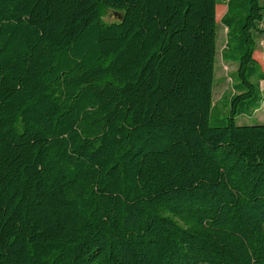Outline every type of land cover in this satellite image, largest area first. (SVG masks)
<instances>
[{
    "label": "trees",
    "instance_id": "1",
    "mask_svg": "<svg viewBox=\"0 0 264 264\" xmlns=\"http://www.w3.org/2000/svg\"><path fill=\"white\" fill-rule=\"evenodd\" d=\"M218 5L0 0V264H264V3L223 108Z\"/></svg>",
    "mask_w": 264,
    "mask_h": 264
},
{
    "label": "rangeland",
    "instance_id": "2",
    "mask_svg": "<svg viewBox=\"0 0 264 264\" xmlns=\"http://www.w3.org/2000/svg\"><path fill=\"white\" fill-rule=\"evenodd\" d=\"M219 5L217 6V22H218V55L216 58V66H215V85H214V99L218 103L219 107L223 108L226 104L225 100H220L222 95L226 91H230V86L232 83V79H230V75L234 78L233 73L237 70V63H227L223 60L222 51L226 47L228 42V29L222 24L221 18L225 15L227 11V6L229 0H217ZM264 3V0H263ZM244 15V13H243ZM119 16L114 13L113 10L108 9L106 15L104 16V20L106 22H112L118 20ZM261 28L264 30V24H262ZM238 33V31H237ZM232 36H230L231 38ZM258 41L257 51L254 54V57L259 61V64L264 71V33ZM262 86L264 87V82H262ZM264 124V102L260 109L255 113L254 118H249L245 116H240L238 118L239 125H252V124ZM213 124H216L213 119Z\"/></svg>",
    "mask_w": 264,
    "mask_h": 264
}]
</instances>
